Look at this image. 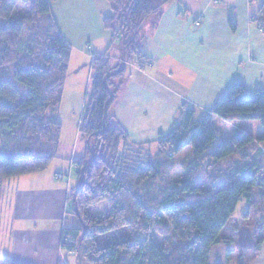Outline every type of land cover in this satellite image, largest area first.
Listing matches in <instances>:
<instances>
[{
  "label": "trees",
  "instance_id": "1",
  "mask_svg": "<svg viewBox=\"0 0 264 264\" xmlns=\"http://www.w3.org/2000/svg\"><path fill=\"white\" fill-rule=\"evenodd\" d=\"M55 1L0 0V198L5 180L43 172L58 157L61 125L53 111L61 102L71 49L50 18ZM105 1L110 15L102 28L111 46L91 64L79 126L85 154L71 164L77 184L68 195V214L77 226L62 230L61 247L76 256L83 235L81 264H209L237 204H252L253 189L264 187V136L253 139L237 129L208 153L216 138L211 122L254 121L264 128V90L248 96L243 84L234 83L201 120H194V110L182 109L170 133L130 143L111 107L126 81L128 55L140 69L150 65L138 45L172 0ZM249 2L258 5L251 22L264 35V0ZM21 4L28 5L27 16H18ZM228 21L233 26L230 16ZM114 42L117 56L110 51ZM185 148L195 169L172 181L165 172ZM232 157H238L233 166L221 167ZM203 162L208 171L202 172ZM227 173L233 180L214 190L211 185ZM201 175L207 187L198 184ZM0 264L19 263L0 257Z\"/></svg>",
  "mask_w": 264,
  "mask_h": 264
},
{
  "label": "crops",
  "instance_id": "2",
  "mask_svg": "<svg viewBox=\"0 0 264 264\" xmlns=\"http://www.w3.org/2000/svg\"><path fill=\"white\" fill-rule=\"evenodd\" d=\"M61 2L50 4V18L71 49L68 67L77 62L82 71L89 72L93 58L111 46L109 33L102 28L103 12L97 0H63V11L58 7ZM257 8L249 0H172L163 7L157 26L138 45L150 65L140 69L130 62L129 74L126 70V81L110 111L130 143H150L170 133L182 109L199 115L210 113L234 83L243 84L248 96L264 90V35L251 22ZM82 91L77 93L75 110L68 115L73 130L64 145L60 111L56 116L53 113L61 125L57 159L43 172L3 183L1 258L19 264L73 262L74 253L62 249L61 237L63 229L77 226L68 214V195L77 184L70 165L84 156L86 148L79 134L85 101ZM248 129L240 130L253 139L264 135L257 128L254 132ZM57 174L69 175L68 184L56 180ZM220 239L217 246L230 243L225 237ZM211 253L212 248L209 263L216 264Z\"/></svg>",
  "mask_w": 264,
  "mask_h": 264
},
{
  "label": "rangeland",
  "instance_id": "3",
  "mask_svg": "<svg viewBox=\"0 0 264 264\" xmlns=\"http://www.w3.org/2000/svg\"><path fill=\"white\" fill-rule=\"evenodd\" d=\"M98 6L100 7V10L103 12L102 14L105 17H108L106 8L110 11L109 5L105 0H97ZM54 4V2L52 3ZM28 5H19L17 8V14L18 16H27ZM64 2L62 0L59 9L63 11ZM106 7V8H105ZM105 10V13H104ZM100 11V12H101ZM108 14V15H107ZM107 15V16H106ZM47 25V24H46ZM41 26V23L37 25L39 28ZM114 49L117 48V43H113ZM89 52V51H88ZM114 54L117 56V50L115 49L114 52H111V54ZM135 59L132 55H128L126 59V70L129 74V64L130 62H134ZM92 61L88 65V71H82V68L80 64H77V62L71 63V66L68 67V73L66 76V80L64 82L63 92H62V98L59 106L53 111L49 110L48 113L50 114V111H53V113L56 116V113L61 117L63 121V134H64V141L63 145L68 143L71 130H73V127L71 125V121L68 119V115L71 110H75V106L78 103L77 93L83 89V94L85 97V101L87 98V93L89 90V82L90 77L92 75V67H91ZM89 79V81H88ZM87 87V91L85 92ZM174 87H176L174 85ZM72 92H75L74 94ZM74 99V101H72ZM84 101V103H85ZM61 106V107H60ZM60 109V110H59ZM47 113V117H49V114ZM195 121L201 120L203 115H199L197 112ZM212 128L215 130L216 138L215 142L213 143L212 147L208 151V153L212 152L217 145H219L223 141H230L231 137L235 133V131L238 129L240 130L242 127L248 126L250 129H248L250 132H254V129L262 130V134H264V128L261 127L257 122L254 121H233V122H226L217 120L211 122ZM254 134V133H253ZM261 134V135H262ZM264 136V135H262ZM66 141V143H65ZM1 142V141H0ZM2 145V142L0 143ZM0 145V146H1ZM262 149H264V143L261 144ZM260 147V148H261ZM65 148V146H63ZM155 147L153 146L149 152L154 155L155 154ZM191 150L189 148H185L183 151H181L179 154L175 155L172 158V165L167 168L165 175L172 181H178L180 178L184 176V174L187 173V171L195 169L194 162L191 163V156H190ZM253 153V152H252ZM190 161V164L183 169V165L187 164ZM238 161V157H232L227 160H224L221 162V167L226 166H233L235 162ZM263 161V162H262ZM260 162H262V166H264V158H260ZM207 162L201 163V170L202 172L208 171V166L206 164ZM210 163V162H209ZM70 170L74 171V169ZM200 170V169H199ZM200 175V173H199ZM69 178V175H66ZM66 176H62L63 179H68ZM73 179H76L75 173L72 174ZM62 178L59 179L62 180ZM198 184H200L201 187H207V176L201 175L198 178ZM233 178L230 177V174L227 173L222 178H220L218 181L214 182V184L211 185L214 190H219L222 188L225 184L231 182ZM252 204H249L246 200L242 199L236 206V209L234 213L232 214L229 223L226 225V227L221 231L219 237L220 238H227L230 240V243H222L220 246H213L212 247V253H211V260L217 264V262H221L222 264H264V187H255L252 191V198H251ZM226 235V236H225ZM75 256V254H74ZM72 256V264H75V257ZM71 261H69V264ZM211 263V262H210ZM209 263V264H210Z\"/></svg>",
  "mask_w": 264,
  "mask_h": 264
},
{
  "label": "water",
  "instance_id": "4",
  "mask_svg": "<svg viewBox=\"0 0 264 264\" xmlns=\"http://www.w3.org/2000/svg\"><path fill=\"white\" fill-rule=\"evenodd\" d=\"M122 61H124V58L122 59ZM80 184V181L78 183V185ZM75 196H76V192L73 193L72 199L73 201H75ZM75 205V204H74ZM83 236V235H82ZM82 236L80 237L79 241H78V251L76 253L75 259H76V264H81V258L79 255V250H80V245H81V240H82Z\"/></svg>",
  "mask_w": 264,
  "mask_h": 264
},
{
  "label": "built area",
  "instance_id": "5",
  "mask_svg": "<svg viewBox=\"0 0 264 264\" xmlns=\"http://www.w3.org/2000/svg\"><path fill=\"white\" fill-rule=\"evenodd\" d=\"M56 180H59L60 179V176L59 175H56ZM65 182H66V180H65Z\"/></svg>",
  "mask_w": 264,
  "mask_h": 264
}]
</instances>
